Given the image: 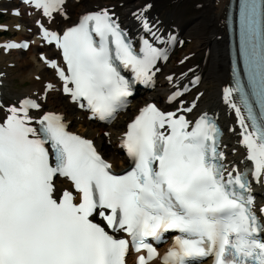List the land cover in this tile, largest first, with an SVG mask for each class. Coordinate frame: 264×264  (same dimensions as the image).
I'll list each match as a JSON object with an SVG mask.
<instances>
[{"label":"snow or ice","instance_id":"1","mask_svg":"<svg viewBox=\"0 0 264 264\" xmlns=\"http://www.w3.org/2000/svg\"><path fill=\"white\" fill-rule=\"evenodd\" d=\"M22 3L52 18L63 14L65 0ZM137 11L141 27L152 32L145 11ZM35 23L65 66L43 53L41 59L70 101L92 118L110 119L127 103L133 83L152 82L158 62L167 59L155 37H141L135 49L107 8L82 14L62 34L40 19ZM239 34L243 72L235 70L223 98L240 125L251 176L264 181V0H241ZM13 47L29 44L8 43L6 50ZM121 69H130L132 79ZM52 87L47 84L45 93ZM181 95L177 89L168 96L179 103L175 110L147 103L127 124L120 144L131 166L122 174L112 171L92 140L68 131L60 113L43 111L37 98L0 104V264H127L130 248L135 264H197L202 258L264 264V206L258 217L248 174L226 172L221 163L216 121L207 113L188 119L197 101L188 106ZM58 178L66 186L58 188ZM169 231L178 234L160 254L147 238L161 241Z\"/></svg>","mask_w":264,"mask_h":264},{"label":"bare ground","instance_id":"2","mask_svg":"<svg viewBox=\"0 0 264 264\" xmlns=\"http://www.w3.org/2000/svg\"><path fill=\"white\" fill-rule=\"evenodd\" d=\"M106 1L84 0L79 4L69 2L67 5L69 10H72L70 11L72 16L63 22V24H70L81 12L105 6ZM120 1L123 2V7L121 8L118 7ZM161 1L164 0H115L108 3V5H116L115 11L122 16L124 22L131 23V28H142L141 22L136 19V15H139L137 10L140 9L145 11L146 16L163 33L170 32L168 23L172 22L177 25L175 32L190 40L188 46L180 49L178 51L179 54H176L173 59H170L168 63L162 66L160 72H158L157 87L146 95H139L133 98L126 115L118 117L115 122L104 127L95 122L87 121L82 113L76 111L70 102L56 92L51 93L45 103L42 104L41 102V106L44 109H57L64 113L67 119L71 121V124L77 126L76 129L86 131L88 136L95 138L97 145L101 146L104 154L110 158L114 167H121L125 158L120 154L117 143L122 131L124 117H130L135 112L137 104L140 105L147 97H151L154 100L161 99L175 86L177 81L183 83L187 78L190 80V77L196 71L202 72L201 82L197 87V91H202V95L198 97L192 114L195 112L193 116H196L203 111L218 113L219 118L226 125V132L223 137L226 160L231 165H240L244 162L246 152L239 143L240 131L236 114L223 98V89L228 85L229 79L227 38L223 23L228 0H198L194 5L196 6L200 3V8L196 9L195 7L194 11L186 17L176 15L175 12L164 11L163 7L155 11L154 8ZM145 5H149L150 7L145 9ZM8 6L11 9L13 8V5ZM161 15H164V17ZM57 20L55 18L51 23L54 24ZM18 21L27 23V27H31L30 17L23 12L17 17L12 15L6 19L5 23L12 24V22ZM14 37L20 38L22 34L17 32ZM36 50L37 48L33 46L28 48L26 52L0 49V71L1 69L5 70L4 75L0 73L3 76V84L0 87L3 105L15 103L19 98L26 95L40 97L44 83L51 80L52 70L44 67L41 62H38ZM42 50L51 52L49 46H43ZM207 50L208 55L206 60L194 65V62H192L193 57L203 54ZM191 66L195 68V71L189 73ZM170 76H172L171 79H169ZM195 93L196 91L190 93L188 98H193ZM0 114H3V112L0 111ZM104 142L110 146L104 145ZM197 264H208V262Z\"/></svg>","mask_w":264,"mask_h":264},{"label":"rangeland","instance_id":"3","mask_svg":"<svg viewBox=\"0 0 264 264\" xmlns=\"http://www.w3.org/2000/svg\"><path fill=\"white\" fill-rule=\"evenodd\" d=\"M182 9L185 10L186 14H190L194 10L192 3H184ZM2 20H4V19H2Z\"/></svg>","mask_w":264,"mask_h":264}]
</instances>
